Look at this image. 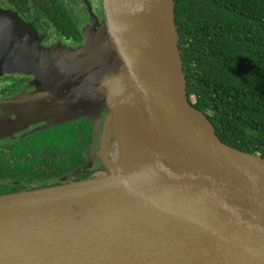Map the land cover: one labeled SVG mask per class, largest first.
Returning <instances> with one entry per match:
<instances>
[{
	"label": "water",
	"instance_id": "water-1",
	"mask_svg": "<svg viewBox=\"0 0 264 264\" xmlns=\"http://www.w3.org/2000/svg\"><path fill=\"white\" fill-rule=\"evenodd\" d=\"M102 3L78 49L13 45L0 11V71L78 86L55 109L106 108L103 175L0 195V264H264V158L191 105L174 0Z\"/></svg>",
	"mask_w": 264,
	"mask_h": 264
},
{
	"label": "trees",
	"instance_id": "trees-1",
	"mask_svg": "<svg viewBox=\"0 0 264 264\" xmlns=\"http://www.w3.org/2000/svg\"><path fill=\"white\" fill-rule=\"evenodd\" d=\"M174 4L191 105L208 118L224 144L264 158V0ZM46 131L34 141L29 136L0 147V195L96 176L84 172L93 131L88 121L55 124L40 132ZM52 135L69 136V147L59 140L51 148L34 146Z\"/></svg>",
	"mask_w": 264,
	"mask_h": 264
},
{
	"label": "flooded vegetation",
	"instance_id": "flooded-vegetation-1",
	"mask_svg": "<svg viewBox=\"0 0 264 264\" xmlns=\"http://www.w3.org/2000/svg\"><path fill=\"white\" fill-rule=\"evenodd\" d=\"M0 11L6 12L14 17V21L12 20L8 23L9 26L5 32L6 37L12 41L13 45L22 44L16 42L15 40V35L17 37L22 35L26 42L24 43L25 46H28L29 42L39 39L41 44L47 48L58 44L64 45L71 49H78L82 47L87 42V33L90 31L99 30L106 18L102 0H0ZM0 22L4 24L3 19H0ZM29 76L32 75L0 71V106H13L16 103L21 102L9 104V101L14 99L21 100L29 98L28 96L21 98L18 95V89L22 88V86L27 88L28 85L29 87L34 86L32 89H30V93L37 90L35 94L32 93L33 95H29L36 97V99L32 100L34 103H59V100H57L55 97H49L45 100H40V98L38 99L39 95L37 93L39 91H43L42 89H45L48 86L44 84L45 81L43 79H28ZM25 80L29 81L25 83ZM75 104L71 105V107ZM51 107V105L45 106L44 108L39 109L38 112H43V115H46L51 111ZM55 108L58 107H54V111H56L55 113L63 110ZM99 111H101V120L97 125L91 124L93 131L90 133V144L87 146L85 152V162L87 165H85L84 172H88L93 175H96L103 168V162L100 157V153L103 141L102 128L105 120V116L103 117V115H106V108L102 110L99 109ZM40 119L41 118L27 120L24 124L34 120L39 122L38 120ZM79 120L82 119L80 118ZM5 125L6 121L3 124L0 123V139H2L3 136H9L17 133V126H8L6 128ZM22 125L23 124H19V126ZM42 127H36L33 131H30L31 128L28 129L30 132L19 139L17 138L12 140V138H6L0 140V147L18 142L27 137L29 138V136H32L31 138L34 141L35 138L47 133V131L44 133L42 132L50 126L40 130ZM39 132L42 134H37ZM93 165H100L101 167L95 168ZM62 178L59 179L63 180Z\"/></svg>",
	"mask_w": 264,
	"mask_h": 264
},
{
	"label": "rangeland",
	"instance_id": "rangeland-1",
	"mask_svg": "<svg viewBox=\"0 0 264 264\" xmlns=\"http://www.w3.org/2000/svg\"><path fill=\"white\" fill-rule=\"evenodd\" d=\"M104 24V23H103ZM102 24V25H103ZM15 40L18 43H26L25 39L23 38V36H16L15 35ZM36 43V42H35ZM43 46V45H42ZM46 47V46H44ZM107 74H110L109 72H106ZM28 79H40L37 77H33V76H29ZM29 80H25V83H27ZM45 85H47L48 87H46L45 89H42L43 91H39L37 94L39 95L38 98H41V100H45L46 98L49 97H55L57 100H65L68 98L73 97L78 89V86L73 85V83L70 84H66V85H59V84H50L49 82H45ZM34 86H30L28 85L27 88H24V86H22V88L18 89V95L19 97L23 98L28 96L29 98L32 96L29 95H33L36 93L37 90L33 91L30 93V89H32ZM29 92V93H28ZM65 92V93H64ZM33 93V94H32ZM101 95H99V93L95 94V97H91L90 95H88V97H86L85 99H82V101L78 102L77 104H75L74 106H70L69 104L64 106V107H60L63 110L59 111L58 113L54 112H49L46 115H44V118L38 120L37 121H31L27 124H24L27 120H32V119H38L39 117H42L43 112L39 113L38 110L44 108L45 106H49L51 105L53 107L58 106L59 103L56 102H52V103H47V102H39V103H34V101H25V102H21V103H16L13 106H8V105H2L0 106V123H4L6 121V128L8 126L14 127L17 126L18 128L17 133L9 135V136H3L2 139H10L12 138V140L15 139H19L21 137H24V135H27L30 131H33L36 127H42L40 130L45 129L49 126L55 125V124H61V123H67V122H75L78 121L80 118L90 122V124L93 125H97L101 118H100V113L101 111H99V109L101 107H103L104 105L102 104V102L104 103V101L101 102ZM89 98V99H88ZM100 98V100H99ZM86 99H88L86 101ZM91 99H95L94 103L91 102ZM37 108V109H36ZM59 108V109H60ZM27 109V110H26ZM26 110V111H25ZM102 110V108H101ZM106 117V115H103V117ZM48 121V122H46ZM19 124H23L22 126H19ZM33 125V126H30ZM26 126V127H25ZM29 126V127H27ZM30 131H28V129H30ZM28 131V132H25ZM25 132V133H24ZM102 132H103V128H102ZM73 133V131H72ZM69 136L66 137H54V136H48V137H44L41 138L39 140H37L34 144V146L38 149V147L44 146L47 148H51L52 146L56 145V143L58 142H62V147L63 148H68L69 144L68 142H66L68 140ZM95 168L96 167H101L100 165H93ZM102 166H104V164L102 163ZM104 173L102 171H99L96 175L100 176L103 175Z\"/></svg>",
	"mask_w": 264,
	"mask_h": 264
}]
</instances>
